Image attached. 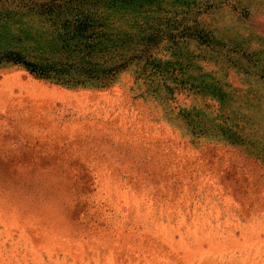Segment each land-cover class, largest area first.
I'll return each instance as SVG.
<instances>
[{
  "label": "rangeland",
  "instance_id": "374dc122",
  "mask_svg": "<svg viewBox=\"0 0 264 264\" xmlns=\"http://www.w3.org/2000/svg\"><path fill=\"white\" fill-rule=\"evenodd\" d=\"M0 264H264V0H0Z\"/></svg>",
  "mask_w": 264,
  "mask_h": 264
},
{
  "label": "trees",
  "instance_id": "16d2710c",
  "mask_svg": "<svg viewBox=\"0 0 264 264\" xmlns=\"http://www.w3.org/2000/svg\"><path fill=\"white\" fill-rule=\"evenodd\" d=\"M5 58V60H10L13 61L15 63H19L20 65H22L23 67H25L29 72H31L33 75H35L38 78H44L47 79L48 78V72L49 70H51L50 68H45L44 66H40L38 67L36 63L29 61L25 58H23L19 53H13V52H8L5 55L2 56V58ZM43 68V69H42ZM59 73V72H57ZM59 75V74H56ZM56 82H59L63 85L66 86H75L76 84H69V82H62L59 80V78H55ZM96 87H106L105 85H98Z\"/></svg>",
  "mask_w": 264,
  "mask_h": 264
}]
</instances>
